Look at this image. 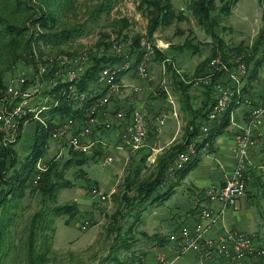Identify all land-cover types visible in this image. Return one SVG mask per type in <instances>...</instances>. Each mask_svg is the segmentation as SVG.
<instances>
[{"label":"rangeland","instance_id":"obj_1","mask_svg":"<svg viewBox=\"0 0 264 264\" xmlns=\"http://www.w3.org/2000/svg\"><path fill=\"white\" fill-rule=\"evenodd\" d=\"M172 1L176 12L175 16L180 13L181 16L184 15L183 17H185V20L181 21L179 18H175L169 24L162 26V29L159 30L160 39L172 43L173 47L180 44L182 45L186 40H191L193 43L196 42L197 48L199 49V57H209L207 63L208 69L209 60L217 56H221L224 60L228 61V63L239 58H242L243 61L246 62L247 54L253 50L255 39L264 27V0H237L236 3L232 4V0H216L217 11L215 15L218 21V26H216L214 30L218 35L216 40L211 38L210 35L198 25L195 17L188 8L190 0ZM139 3L140 0H118L111 9H107L110 3H107L106 0H79L77 15H71V21H69L74 24L86 23V30L79 38L73 40L71 44L69 43L70 45H61L60 49L74 51L76 53H85L90 59L92 54L98 56L100 54L99 52H95V45L100 39L101 34L103 32H108L110 34V41L116 40L117 34L112 24L124 18L129 20L130 23L129 28L125 31L128 41L135 35L145 36L148 20L144 13L138 9ZM227 3L231 4L230 14L221 12V6ZM98 5H104L105 11L100 16L95 17L93 16V9ZM219 38L223 40L222 42H224L225 47L227 46L226 48L241 46L244 48L243 51H241L242 53L239 54L234 51H229L225 56L221 52H218L216 56L213 55L211 48L218 43L217 40ZM207 41L210 43H207ZM129 43L130 42H123V44H121L122 51L128 56L130 55ZM157 44L159 43H156V45ZM207 44H210L208 45L209 47L206 46ZM170 46L171 45H169V47ZM43 49L46 54H58V50L51 46L44 45ZM171 50L177 53L175 49ZM90 51L92 54H90ZM107 54L110 53L108 52ZM181 61L184 62L185 59L182 58ZM155 63L156 61L154 58L150 67V76ZM188 65H193L192 58L188 59L184 68L178 69V67H173V70L177 73V79L188 80V78L186 79V75L190 73V70L185 69ZM263 69L264 64L260 68V73ZM156 70V80H162L159 78L162 69L156 68ZM11 76H15V74H9L8 78ZM202 79L204 78H196L193 81L192 90H194V92L197 91L196 93H199L201 90V85L203 84ZM145 81L149 80L146 79ZM150 83L153 86L154 81H150ZM168 87L171 88L170 93L173 96L174 106L177 108V117H179L181 121V132L180 136L177 138V140L180 141L184 138L186 128L193 119V115L192 111L185 105L184 100L186 99V94H184L182 89L178 88V85L175 87H173V85H168ZM112 103L108 106H111ZM192 104L194 106L200 105L198 101H193ZM160 119L165 118L163 117ZM231 121L232 118L230 115V122ZM202 123L203 121H200L199 126H202ZM35 125V122L29 121L24 126L23 133L25 128L26 133L24 135L22 133L21 138L15 145L17 151L21 145L24 146L27 144L29 135L26 134L28 130L34 129ZM102 133L105 135L107 132L103 131ZM150 135L151 131L148 132V139L144 143V149L140 148L134 150V154L129 155L126 164L120 168L116 166L117 158L115 153L108 149L109 144L106 141L107 139H105L106 135L99 140L101 143H99L94 150V152L97 151L99 153V155L97 154V158L95 160H86L82 164H66V161L72 157L69 147L62 146L49 138L50 145L53 144L56 147V152L53 154L55 150L53 147H50L45 156L50 158L45 161L50 162L55 160V162L58 163V167L55 171L54 181L60 184L69 182L70 186H59L56 192V200H51L45 198L37 189L33 190L32 185V188L30 187L26 190L25 196L22 199L9 200L4 206L0 207V220L3 213L7 215L4 219L5 222L0 225V229H2L3 232H5V228L9 225L10 220H13L10 222V227L8 226L7 228L9 237L11 236L13 241V243L11 242L13 246L5 245V243L0 245V255L5 254L0 264H30L25 252V246L31 220L39 213L43 216L40 220L39 234L43 235V239L52 242V253L48 254L49 264H102V261L108 254H118L117 250L121 245L120 242L123 232H126L129 228H133V230L136 231L142 229V220H146L144 216L148 214H141V211L137 214L135 212H130L129 209L125 211V209L119 207L123 206L122 196L126 188V179L128 176H131L130 179L134 178V170L142 166L140 163L141 158L145 156L147 161L146 165L142 166L140 170L141 174L138 177L139 179L150 175L156 169V159L159 156H157L158 154L154 155V152L152 150L150 151V148L147 146L149 145ZM97 138H99V136H97ZM198 138L194 140L191 139L190 142H194L198 140ZM203 140L202 137L201 141L198 140V143L203 142ZM188 142L189 139L183 143L184 146H186ZM30 146L31 145H28V147H26L23 154L20 153L21 151H18L20 155L18 159L23 161L21 162L22 165L30 154ZM205 148H208V146L206 145ZM58 152L62 153L60 157H57ZM107 152L114 157V162L111 165L103 166L101 162ZM43 160L44 157L40 159L39 162ZM17 163H19V161H17ZM13 170L14 169H10L7 171V177L14 173ZM93 188H98L100 191L108 194V199L105 203L97 202L91 194ZM179 191L178 194H183L184 188ZM128 195L132 197L134 196V192L130 191ZM171 202L166 203V206H169ZM66 204H75L80 210V213L70 223H66L68 219L67 216L57 217L50 211L52 206L55 207ZM118 211L121 212L120 216L117 215ZM11 212L12 214H10ZM136 215H138V218L135 217ZM51 220L53 221V227L51 226ZM85 222H89V226L86 230H83L82 225ZM133 225L135 226L133 227ZM119 228H121V237H117ZM41 241L40 239V242ZM9 247L10 249H8Z\"/></svg>","mask_w":264,"mask_h":264},{"label":"trees","instance_id":"obj_2","mask_svg":"<svg viewBox=\"0 0 264 264\" xmlns=\"http://www.w3.org/2000/svg\"><path fill=\"white\" fill-rule=\"evenodd\" d=\"M117 1L118 0H106L107 3H110L107 9H111ZM236 2L237 0H232L231 4ZM231 4H223L221 6V12L230 14ZM78 5L79 0H0V97L4 94L5 82L9 74L14 72V67L20 64L30 65L35 63L36 53L40 57L46 54L43 49L44 45L57 49L58 53H70L69 50L60 49L61 45H70L73 40L79 38L84 33L87 27L86 23L74 24L70 22V16L77 15ZM188 8L195 17L198 25H200L211 38L216 40L217 35L214 32L215 27L218 26L217 16L215 15L217 11L216 0H190ZM138 9L144 13L148 20L145 37L154 46H156L155 34L162 26L169 24L175 18H179L181 21L185 20V17H183L184 15L181 16L180 13L175 16L176 12L172 0H140ZM104 11V5H98L93 9V16L98 17ZM112 26L117 34L116 41L122 44L123 42H130L128 44L130 55L128 56L126 53L122 55L107 54L112 41H110V34L108 32H103L95 45V52H99L100 55L95 56L90 51V54H92L91 65L82 80L75 85L77 92L94 95L92 100L84 104L82 111H73V100L70 98V85H61L47 92L49 101L45 106L48 107V109L41 114V118L45 124L41 121L34 120L32 117L33 115L27 117L30 122H35L36 125L31 152L21 169L15 170L11 176L7 177L8 160L11 161V167H14L16 164L13 146L3 150L0 154V184L2 185L0 191V207L4 206L9 200L22 199L25 196L26 190L30 187L32 188V178L37 173V163L46 155L49 138L54 129L55 121L57 119L64 120L67 116L80 119L84 111L97 102L100 95L97 94L95 88L92 89V86L99 82L102 69L116 62H122L124 60L129 61V59L134 56L138 58L143 53L141 38L144 36L135 35L130 41L127 39L128 37L125 31L130 26L129 20L126 18L118 20L113 22ZM222 41L221 38L217 40L218 43L216 48L219 49V51L215 49L213 55L216 56L218 52H221L225 56L229 51L241 54V51L244 49L241 46L226 48ZM189 43H191V40L185 41L184 44L180 46L181 49L188 48ZM263 43L264 27L258 34L257 40L253 45V50L247 54L248 56L246 57V63L249 66L254 62L253 68L250 71L252 73L257 72L264 64ZM161 55L160 50L156 48L155 58ZM210 61L211 60H209V62ZM250 75L251 73L249 76ZM217 77L218 76L213 77V81ZM193 81V79L187 80V82L181 81L180 86L182 90L192 87ZM205 87L208 93L207 98L210 99L211 88L210 86ZM63 92H65V94ZM237 98H239V96L231 102L226 115L211 128L207 138H205L203 142L198 143L197 153L192 158L191 162L184 166L183 169L177 171L174 178L169 176V164L180 152L186 150V146L191 143V139L194 140L199 136L202 137L201 125H196L195 119L189 126V128L192 127V132L189 133V142L187 145L184 146L181 142L180 144L171 146L169 150L157 157L155 171L139 179L138 177L141 174L140 170L142 166L146 165L147 161L145 156L141 158L140 163L142 166L134 170V178L130 179L131 176H128L126 179V188L122 196L123 206L119 208H123L125 211L129 209L130 212H135L137 214L140 213V211L141 214L150 213L156 205L170 199L185 176L200 163L201 158L197 156L199 151L204 149L207 144L208 148L211 147L217 137L223 135L230 126V110L237 104ZM56 101L58 102L57 106L55 105ZM205 116L203 118H205ZM189 128L188 132L190 131ZM70 153H72V157L66 161V164H82L86 160H95L97 154L99 155L97 151H95L91 157L73 151H70ZM48 165V171L42 175L39 184L33 186V190L37 189L45 198L56 200L58 187H69L70 183L63 182L60 184L54 181L58 163L52 160L48 162ZM130 191L134 192V196L130 197L128 195ZM50 211L57 217L67 216L68 219L66 223H70L80 213V210L75 204L52 206ZM10 214H12V212ZM120 214L121 212L118 211L117 215L120 216ZM6 216L7 215L3 213L0 225L5 222L4 219ZM135 217L138 218V215ZM42 218L43 216L39 213L31 220L25 246V252L30 264H49L48 254L52 253V242L43 239V235L39 234L40 220ZM11 221L13 220H10V222ZM10 222L8 225L9 227ZM8 226L5 228V232L0 229V245L5 243V245L13 246V244H11V242L13 243L11 236L9 237ZM51 226L53 227L52 220ZM134 226L135 225H133V227ZM120 229L121 228H119L117 237L120 236ZM132 234L133 228H129L121 238V245L117 250L118 254H108L102 261V264H129V255L125 253L130 251V245L137 242L136 238L132 237ZM40 239L42 240L41 242ZM8 249H10V247ZM4 255L5 254L0 255V263Z\"/></svg>","mask_w":264,"mask_h":264},{"label":"built area","instance_id":"obj_3","mask_svg":"<svg viewBox=\"0 0 264 264\" xmlns=\"http://www.w3.org/2000/svg\"><path fill=\"white\" fill-rule=\"evenodd\" d=\"M121 44L113 40L108 52L115 55L124 54ZM141 48L143 53L139 56L140 58L138 57L139 59L134 56L129 61L124 60L104 67L95 87L97 94L100 95L97 102L85 110L80 119L72 116H67L64 120L57 119L50 139L62 146H68L70 151L91 157L101 143L97 136H102L103 131L107 132L113 127L115 121H118L123 126L122 142L133 150L142 148L148 139L149 132L145 113L139 109L131 111L119 109L114 114H110L106 109L112 101L121 96L122 88L119 79L132 67H136V72L142 79H149L150 67L155 58L157 46L152 45L144 36L141 38ZM69 52L45 54L43 57L36 53L35 63L20 64L14 67L12 73L15 76L7 79L4 94L0 97V154L3 150L18 143L24 126L29 122L27 117L33 115L34 120L45 124L41 114L48 109L45 106L49 101L47 92L61 85H70V98L73 100L72 108L75 112L82 111L84 104L93 99L94 95L79 93L75 88L91 65L90 57L85 53ZM209 68L211 75L202 79V83L211 88L212 105L201 126L203 139L207 138L211 128L226 115L231 102L241 95L242 82L251 71L250 66L242 58L228 63L221 56L213 58L209 62ZM216 76L218 77L213 81V77ZM246 102L250 105L249 121L240 128L235 137V146L232 150L235 161L234 170L225 184L213 185L203 191L209 202L218 203L223 209L234 208L240 200L248 196L246 174L251 164L250 149L260 147L264 163V132L262 131L264 104L254 106L251 101L246 100ZM55 105H58L57 101ZM158 123L160 126L164 125L165 119H158ZM198 142L195 140L188 144L186 150L180 152L170 163L168 173L171 178H174L177 171L191 162L197 153ZM61 154L59 152L57 157ZM113 162L114 157L107 152L101 164L108 166ZM262 168L264 169V164ZM36 169L37 173L32 178L33 186H37L42 175L48 171V162L44 160L38 162ZM91 194L100 203H105L108 199V194L98 188H93ZM201 218L203 221H212L211 210L202 209ZM203 221L194 227L180 228L178 233L169 237V240L179 243L182 251L193 250L205 252L207 255L215 252L231 259L234 264H239L251 255H264V250H258L255 236L252 234L236 233L232 236V244L226 239H220L216 243L205 240ZM88 226L89 222H85L82 229L86 230ZM157 263L171 264L163 256L157 257Z\"/></svg>","mask_w":264,"mask_h":264},{"label":"crops","instance_id":"obj_4","mask_svg":"<svg viewBox=\"0 0 264 264\" xmlns=\"http://www.w3.org/2000/svg\"><path fill=\"white\" fill-rule=\"evenodd\" d=\"M159 30L155 34V45L159 43L156 46L162 55L155 58L156 63L153 65L149 81H145L138 75L136 67L131 68L119 79L122 88L121 96L113 101L111 106L106 107L110 114H114L119 109L126 111L139 109L143 111L148 121L149 131H151L149 145L147 146L150 151L154 152V155L158 154L157 156H161L173 145L186 142L189 133L192 132V127L189 128L190 123L195 119V124L199 125L212 105L211 94L210 99H208L207 88L203 84L199 91L200 94L196 93L197 91L194 92L192 87L183 89L185 92L182 91L186 94L185 105L192 111L193 119L186 128L184 138L180 141L177 140L181 132V121L177 117V108L174 106L173 96L170 93L171 88L168 85H173V87L178 85V88L182 89L180 82H185V80L176 78L177 73L173 70V67L184 68L188 59L192 58L193 65H188L185 68L190 70H188L190 73L186 75V79L206 78L211 75V70L208 69L207 64L209 57H199L196 42L191 41L188 44L189 47L185 49L180 47L184 43L173 47L172 43L159 38ZM207 43L210 42L207 41ZM169 45L171 46L169 47ZM208 45L210 44L206 46ZM216 45L211 48L212 53L215 49L219 51ZM171 49H175L177 53H174ZM182 58L185 59L184 62L181 61ZM253 65L254 62L250 64L251 69ZM156 68L162 69V76H159L162 80H156ZM250 73L251 75L242 82V93L236 100L237 104L234 107L232 106L233 108L230 110L232 121L226 132L217 137L211 147L199 151L197 156L201 158L200 163L185 176L180 186L175 189L172 197L156 205L150 213L144 216L146 220H142V229L133 230L132 237L136 238L137 242L130 245V251L125 253L129 255V264H158V256L165 257L171 264H234L231 259L215 252L207 255L205 252H195L193 250L182 251L179 243L169 240V237L178 233L180 228L184 226L194 227L197 223L202 222L201 210L204 208L210 209L213 214L212 221H203L205 240L216 243L220 239H226L232 244L231 239L234 234L247 233L255 236V244L258 250H264V169L262 168L264 163L261 158L260 147L252 148L249 152L251 164L246 174L248 183L247 198L240 200L234 208L223 209L220 204L209 202L203 194V191L210 186L225 184L234 170L235 161L232 150L235 146V137L240 128L246 125L250 115V105L246 100L251 101L254 106L264 104V69L261 73L260 69L257 72ZM150 81H154L153 86ZM92 87L94 89L96 84ZM195 100L200 103L199 106L192 104L193 101L197 102ZM108 116L112 117L109 114ZM163 117L165 118V124L160 126L158 119ZM188 128L190 129L189 132ZM122 130L123 126L115 121L113 127L105 134L109 151L114 152L116 155L117 168L124 166L128 156L135 152L122 142ZM262 130L264 132V127ZM34 131L35 126L34 129L28 130L26 134L29 135L27 144L21 145L18 150L21 151V154L25 152L28 145H31V152ZM25 133L26 128L23 135ZM105 135L102 134L99 138L102 139ZM201 139L202 137L198 138V140ZM50 147L54 148V154L56 147L53 144L50 145L49 141L48 149ZM144 147L142 148L144 149ZM13 150L16 164L11 167V161L8 160L7 168L15 171L21 169L23 166L21 162L23 161L18 159L20 155L15 149V145ZM45 156L44 161L50 158ZM182 188H184V192L180 195L178 192ZM1 189L2 185L0 184V191ZM94 198L99 202L96 197ZM169 202H171L170 205L166 206V203ZM239 264H264V255L248 256Z\"/></svg>","mask_w":264,"mask_h":264}]
</instances>
